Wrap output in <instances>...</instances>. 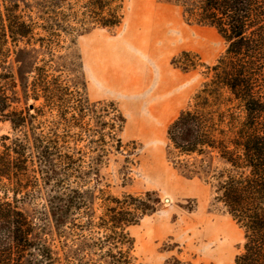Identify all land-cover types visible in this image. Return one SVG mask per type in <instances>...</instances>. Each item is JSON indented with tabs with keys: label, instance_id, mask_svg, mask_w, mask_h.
I'll list each match as a JSON object with an SVG mask.
<instances>
[{
	"label": "rangeland",
	"instance_id": "1",
	"mask_svg": "<svg viewBox=\"0 0 264 264\" xmlns=\"http://www.w3.org/2000/svg\"><path fill=\"white\" fill-rule=\"evenodd\" d=\"M101 1L104 16L118 10L119 26L97 25L96 0H0L3 13V4L18 3L34 29L30 46L8 37L0 60V73L11 71L16 83L12 88L13 79H0L13 97L12 110L26 107L32 72L46 66L72 87L71 102L84 115L82 132H70L80 137L59 130L65 150L82 156V177L66 182L82 203L63 218L50 188L20 200L32 239L52 250L56 264H118L120 251L131 264H235L244 231L215 201L224 162L211 151L182 155L167 138L224 55L225 41L187 14L190 0ZM46 112L35 123L43 134L55 124ZM4 136L22 133L0 120V150ZM147 192L160 201L156 212L123 226L120 239L106 238L112 234L102 219L115 206L111 200Z\"/></svg>",
	"mask_w": 264,
	"mask_h": 264
},
{
	"label": "trees",
	"instance_id": "2",
	"mask_svg": "<svg viewBox=\"0 0 264 264\" xmlns=\"http://www.w3.org/2000/svg\"><path fill=\"white\" fill-rule=\"evenodd\" d=\"M96 1L100 19L96 24L119 26L122 17L118 10L104 16L100 12L104 3ZM3 7L2 63L8 37L30 46L28 38L34 35L31 24L19 13L18 3ZM187 14L198 24L214 27L226 50L192 104L170 124L167 138L182 155L201 156L211 151L224 162L225 168L216 176L215 201L244 231L235 264H264V0H190ZM61 78L46 66H36L24 94L27 105L21 110H12L13 97L0 85V120L10 123L13 132L22 133L21 138L1 139L0 264H56L52 250L32 239L33 226L20 209V200L50 188L51 204L63 218L82 203L79 191L66 183L82 177V156L74 158L71 150H65L68 141L59 130L66 131V138L80 137L70 132H82L84 115L71 102L75 91ZM0 79L12 81L13 75L11 71L0 73ZM15 85L13 79L9 87ZM46 110L55 124L50 133L43 134L35 123L47 116ZM159 202L151 192L143 198H113L115 206L107 208L108 220L102 219L112 234L106 238L120 239L117 231L156 212ZM114 258L118 264H131L128 253L120 251Z\"/></svg>",
	"mask_w": 264,
	"mask_h": 264
}]
</instances>
